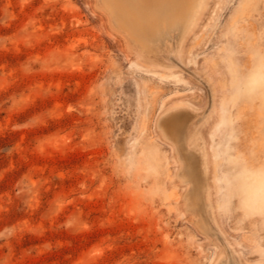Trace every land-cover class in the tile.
I'll return each instance as SVG.
<instances>
[{
  "label": "rangeland",
  "instance_id": "1",
  "mask_svg": "<svg viewBox=\"0 0 264 264\" xmlns=\"http://www.w3.org/2000/svg\"><path fill=\"white\" fill-rule=\"evenodd\" d=\"M160 11L0 0V264H264V0Z\"/></svg>",
  "mask_w": 264,
  "mask_h": 264
},
{
  "label": "bare ground",
  "instance_id": "2",
  "mask_svg": "<svg viewBox=\"0 0 264 264\" xmlns=\"http://www.w3.org/2000/svg\"><path fill=\"white\" fill-rule=\"evenodd\" d=\"M101 1L104 5L105 9L108 10V12L115 18V20L120 22L123 26H126L130 30L131 36L138 37L139 35L137 33H138L141 25L151 26L152 24H154L157 19H160L159 15L162 13V11H160V10L164 9L165 5H166V7L169 8V17H171V24L176 25V26L181 25L182 26V30L180 29L181 34L184 35L196 24V21L198 20L200 14L205 9L207 0H101ZM163 5H164V7H163ZM137 6L140 7L139 11H137ZM160 6L162 7V9H160ZM155 25H156V28L158 27V29L165 28V23H163V24L161 23V25H158V24H155ZM183 103H179L177 105L174 104V106L165 113L164 118L161 120L160 125L163 126L162 127L163 130L165 127L167 134L171 133V135H172L173 131L176 128L177 129L179 128L178 126H179L180 122L182 121L183 116L185 115L179 111V109L182 108L184 106V104L186 105V103H184V104ZM180 104H183V106H181ZM184 120H186V118ZM182 125H183V123H182ZM167 134H166V136H167ZM168 135L171 137L170 134H168ZM174 136L176 137V134ZM193 137L187 143L189 146H192V148L194 146H196L195 142L197 140L196 138L194 139ZM174 140L176 142V138ZM178 146H180V145L178 144ZM186 154H187V152H186ZM203 154L206 155L205 151H203ZM200 155L202 156L201 157L202 170L204 172V173H202V175H204L207 173V165H208L207 162L208 161L206 160L207 157L203 156L202 153ZM195 161H192V162L195 163ZM189 164H191V163H189ZM188 168H189V165H188ZM185 171L183 172L184 174L186 173ZM196 175L197 174H195V176ZM206 175H204V177L208 180ZM184 176L185 175H183V177H182L183 179L185 178ZM187 176H188V174H187ZM192 177H193V175H192ZM198 178L199 177L197 176L196 179H198ZM188 179H189V177H188ZM204 181H205V179H204ZM192 185H193V183H192ZM204 185H205L204 187H206V184H204ZM198 189H200V187ZM200 190H202V189H200ZM209 190H210V185H209L208 192H209ZM194 191L196 192L197 190H195V188H194ZM194 191H192V192H194ZM196 196H198V195H196ZM205 196H206V194H205ZM189 197H190V195H189ZM206 197L210 199L209 193L207 194ZM206 197H205V199H207ZM189 199H191V198H189ZM207 201H209V200L207 199Z\"/></svg>",
  "mask_w": 264,
  "mask_h": 264
}]
</instances>
